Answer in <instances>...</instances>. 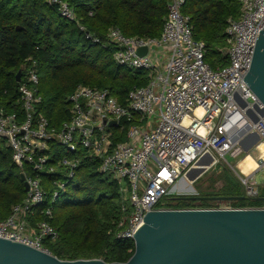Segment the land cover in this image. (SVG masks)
Returning <instances> with one entry per match:
<instances>
[{
	"label": "built area",
	"instance_id": "1",
	"mask_svg": "<svg viewBox=\"0 0 264 264\" xmlns=\"http://www.w3.org/2000/svg\"><path fill=\"white\" fill-rule=\"evenodd\" d=\"M48 2L56 4L59 16L74 23L86 40L112 44L114 62L145 72L148 82L133 86L123 105L107 89L78 85L67 96L70 117L57 129L38 109L42 98L37 63L26 60L18 82V110L0 106V141L10 148L28 190L23 201L0 220V238L51 254L43 241L58 239L50 222L54 203L65 194L81 156L98 159L99 171L117 181L128 203L114 232L117 239H133L148 211L175 209L164 205L165 198L202 158H210L207 171L221 160L227 163V154L233 159L244 157L241 143L252 133L259 138L252 147L257 152L256 171L264 173V156L257 149L264 143V114L259 113L263 105L243 80L257 34L264 27V0H240L238 17L226 20V46L221 49L226 64L217 69L205 62L206 45L194 38L190 17L181 11L186 0H167L157 38L126 36L111 27L104 39L87 31L66 1ZM140 48L146 53L139 55ZM114 129L117 135L124 132L126 140L115 142ZM53 144L74 156L59 160L65 174L53 182L48 194L41 174L55 171L50 162ZM239 179L245 196L257 197L254 176L240 175ZM39 207L42 219L35 212ZM236 208L250 207L218 203L211 208L183 209Z\"/></svg>",
	"mask_w": 264,
	"mask_h": 264
},
{
	"label": "trees",
	"instance_id": "2",
	"mask_svg": "<svg viewBox=\"0 0 264 264\" xmlns=\"http://www.w3.org/2000/svg\"><path fill=\"white\" fill-rule=\"evenodd\" d=\"M77 13L87 31L104 39L111 27L126 36L157 38L167 14V0H64ZM182 13L190 17L193 36L206 45L205 62L217 69L226 64L225 26L229 17L237 18L240 0H186ZM106 45V46H105ZM112 44H95L86 40L74 23L59 16L58 6L48 0H0V106L18 110L19 83L16 73H24L26 60L37 63L39 111L50 125L60 128L70 117L67 96L78 85L107 89L120 104H125L133 86H143L148 76L116 64ZM125 124V123H124ZM126 127V124H125ZM115 134L117 129H114ZM117 135V134H116ZM125 133L115 142L125 141ZM50 162L53 173L41 174L48 194L53 182L63 179L65 170L58 162L72 158L73 153L53 144ZM98 159L82 157L66 192L54 203L50 222L58 232L54 242L45 239V247L62 260L101 259L107 263L125 262L134 251L132 239H117L114 232L128 203L121 197L119 184L99 171ZM221 187L205 191L198 197L245 196L239 176L228 165L218 164L214 173ZM26 196L21 169L11 158V150L0 141V220L5 219L14 204ZM169 208H211L219 202L193 199L190 195L170 194L164 200ZM233 207H259L264 201L245 198L228 202ZM42 207L35 212L38 219Z\"/></svg>",
	"mask_w": 264,
	"mask_h": 264
},
{
	"label": "water",
	"instance_id": "3",
	"mask_svg": "<svg viewBox=\"0 0 264 264\" xmlns=\"http://www.w3.org/2000/svg\"><path fill=\"white\" fill-rule=\"evenodd\" d=\"M138 54L146 53L145 48ZM21 79V70L15 75ZM244 82L263 105L264 114V27L257 34L250 67ZM115 124V121L111 122ZM259 141L255 133L241 143L247 152ZM201 161V160H200ZM200 161L195 167H198ZM210 162V158H209ZM194 167V168H195ZM192 168V169H194ZM190 169L186 176L191 172ZM205 168L191 177L195 181ZM25 191L28 190L21 176ZM219 203L239 201L247 196L198 197ZM255 201H264V185ZM134 251L125 262L101 259L62 260L31 246L0 238V264H264V209H163L148 211L133 236Z\"/></svg>",
	"mask_w": 264,
	"mask_h": 264
},
{
	"label": "rangeland",
	"instance_id": "4",
	"mask_svg": "<svg viewBox=\"0 0 264 264\" xmlns=\"http://www.w3.org/2000/svg\"><path fill=\"white\" fill-rule=\"evenodd\" d=\"M247 154L251 155L254 159H255V156H257V152L253 148H250L246 152V155ZM244 158H245V155H244V157H239L237 159H233L227 154L225 156L227 163L221 160L218 164L228 165L229 168L231 170H233L235 174H237V176H240V174L236 168V165H237V162L240 160L238 162V166H237L239 168L240 162H242V160ZM217 174H218V172L214 173V168L212 167V168L208 169L207 171H205L203 174H201L193 182H190L189 179L183 178L177 182V184L175 185V189H172L171 193L174 195L197 196L200 193H204L205 191L207 192V191H212L214 189L216 190L219 187H221V185H222V182L220 180H216L214 183L212 182V180L216 178ZM255 180L257 181L258 184L263 182L264 173L262 170H259L255 173Z\"/></svg>",
	"mask_w": 264,
	"mask_h": 264
},
{
	"label": "bare ground",
	"instance_id": "5",
	"mask_svg": "<svg viewBox=\"0 0 264 264\" xmlns=\"http://www.w3.org/2000/svg\"><path fill=\"white\" fill-rule=\"evenodd\" d=\"M257 149L264 156V143L262 142L259 143V146ZM208 164H209V157L202 158L199 165H197L198 167H195L194 169L191 170V172L187 176V179L191 180L190 175L192 176L197 175L200 172V169L205 168ZM256 167H257L256 160L249 154L245 155V158L242 160V162H240V165H239L241 173H244L247 175L250 174L252 171H254Z\"/></svg>",
	"mask_w": 264,
	"mask_h": 264
},
{
	"label": "crops",
	"instance_id": "6",
	"mask_svg": "<svg viewBox=\"0 0 264 264\" xmlns=\"http://www.w3.org/2000/svg\"><path fill=\"white\" fill-rule=\"evenodd\" d=\"M255 160H256V162H257V156H255ZM240 161V160H239ZM238 161V162H239ZM238 162H237V165H236V168H237V170H238V172H239V174L240 175H247V174H244V173H241L240 172V169L237 167L238 166ZM259 171V170H258ZM257 171H256V169L254 170V171H252L250 174H248V175H253L254 176V179H255V173H256ZM256 181V180H255ZM256 183H257V181H256ZM257 185H258V188H260L261 186H263L264 185V180H263V182L262 183H260V184H258L257 183ZM174 189H175V187H174Z\"/></svg>",
	"mask_w": 264,
	"mask_h": 264
}]
</instances>
